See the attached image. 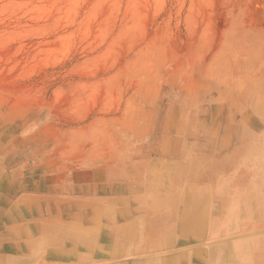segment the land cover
Here are the masks:
<instances>
[{
    "label": "rangeland",
    "instance_id": "obj_1",
    "mask_svg": "<svg viewBox=\"0 0 264 264\" xmlns=\"http://www.w3.org/2000/svg\"><path fill=\"white\" fill-rule=\"evenodd\" d=\"M257 170L264 0H0L1 261L36 259L25 226L86 223L135 185L162 217L202 179L259 200L234 225L193 215L187 241L180 220L173 248L260 239Z\"/></svg>",
    "mask_w": 264,
    "mask_h": 264
},
{
    "label": "crops",
    "instance_id": "obj_2",
    "mask_svg": "<svg viewBox=\"0 0 264 264\" xmlns=\"http://www.w3.org/2000/svg\"><path fill=\"white\" fill-rule=\"evenodd\" d=\"M141 186L135 185L130 198L121 205L112 200L104 211L91 212L86 223L81 222V219L66 223L53 219L40 225L35 224L33 228L25 226L27 235L34 233L33 240L27 243V249L31 258L36 259L14 264H224L225 243L214 249L209 248L204 255L194 253L190 248H173L175 233L172 226L157 230L165 215L159 217L160 213H155L153 206L145 205L140 199ZM191 190L194 192L195 189L191 187ZM210 193L211 188L208 186L206 197H211ZM206 213L203 212L202 216ZM100 214L105 219L102 220ZM185 214H189L186 217L190 216L194 224L188 221L185 223L186 217L183 215L176 217L173 223L175 225L182 220L185 224L182 237L187 241L194 237L201 225L195 223L200 222L195 221L191 213ZM218 219L213 221L217 226L221 225ZM130 224L133 225L131 232L126 231V226ZM1 260L0 264H7ZM230 261L233 264H264V256L260 261L255 259L251 263L233 259Z\"/></svg>",
    "mask_w": 264,
    "mask_h": 264
},
{
    "label": "bare ground",
    "instance_id": "obj_3",
    "mask_svg": "<svg viewBox=\"0 0 264 264\" xmlns=\"http://www.w3.org/2000/svg\"><path fill=\"white\" fill-rule=\"evenodd\" d=\"M243 164L244 163H240L238 167L242 166ZM238 172H240V169H236L234 176H238ZM256 175L261 176L258 181L261 182L264 188V178H262L264 176V172H262L261 170H257ZM235 179L238 181V178ZM208 186L211 188V197H206V190ZM194 189V192L191 195H188L185 199L184 194H181L183 192H186L185 187H183L182 189L181 186L177 187L176 196L169 200V203L173 204V208H175V210L173 212L170 211L169 215H165L164 219L160 221L161 224L160 226H158L157 230L160 228H165L164 226H172V229H174L173 222L175 221V218L179 215L181 216V214L184 212L191 213L192 215H204L203 212H207L206 215L210 214L213 221H215V219L218 217V220L221 224L227 225L229 223L234 225V222H238L240 218L238 212L242 211L241 208L244 207L247 210L250 206V208L252 207V211L253 206L256 204L254 200H259L257 199V197L255 199L253 193H251L249 190L244 189L243 186H239V184L237 185L235 183H232L231 185L211 184L210 186L207 184V181H205V179H202L201 181L199 180V182L196 183ZM212 192L215 194H212ZM248 192H250V196L248 195ZM147 193L148 190L146 189V194ZM181 195L182 198L179 197ZM218 195H220L219 198H217ZM139 197L141 200H150L144 196ZM242 198H246V201L242 202ZM153 200L154 199H152V201ZM252 202H254V204H252ZM204 206L206 207L204 208ZM185 213L183 214L184 217H186V215H189ZM184 219L185 222L188 221L191 225L194 224L193 220L190 219V216ZM132 226L133 225L131 224L127 225L126 231L129 230V232H131V230H133ZM259 238L260 239L257 240L254 238L255 240L251 239L249 241L237 239L236 241L228 243L225 247L226 257H230L233 260L240 259V261H243L245 263H251L255 259L260 261L264 256V248H261L260 246L257 247V244H263L261 243V241L264 240V236ZM241 258H243L245 261Z\"/></svg>",
    "mask_w": 264,
    "mask_h": 264
}]
</instances>
